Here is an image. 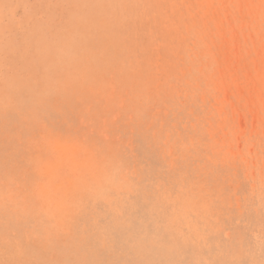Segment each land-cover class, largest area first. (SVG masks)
<instances>
[{"label": "rangeland", "instance_id": "rangeland-1", "mask_svg": "<svg viewBox=\"0 0 264 264\" xmlns=\"http://www.w3.org/2000/svg\"><path fill=\"white\" fill-rule=\"evenodd\" d=\"M0 264H264V0L2 1Z\"/></svg>", "mask_w": 264, "mask_h": 264}, {"label": "bare ground", "instance_id": "bare-ground-1", "mask_svg": "<svg viewBox=\"0 0 264 264\" xmlns=\"http://www.w3.org/2000/svg\"><path fill=\"white\" fill-rule=\"evenodd\" d=\"M2 1L4 2V3H7L9 0H0V3L2 4ZM58 16V15H57ZM31 25V24H30ZM30 40L32 39V38H29ZM49 47V46H48Z\"/></svg>", "mask_w": 264, "mask_h": 264}]
</instances>
